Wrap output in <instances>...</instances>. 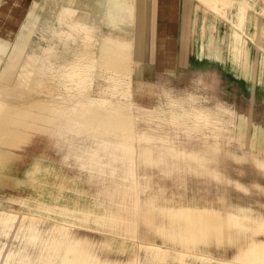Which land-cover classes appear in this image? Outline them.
<instances>
[{"label":"bare ground","instance_id":"obj_1","mask_svg":"<svg viewBox=\"0 0 264 264\" xmlns=\"http://www.w3.org/2000/svg\"><path fill=\"white\" fill-rule=\"evenodd\" d=\"M59 3L57 24L46 20L32 39L33 31L19 30L7 56L9 40L0 38V202L24 209L0 207V264H140L128 251L131 236L160 261L264 264V183L230 178L229 166L209 157L222 152L239 169L249 164L264 175V145L246 147L227 103L197 86L154 88L150 64H133V0L111 1L117 7L104 9L100 33L98 10L87 0ZM198 9V38L208 50L221 25L235 64L254 34V44L264 46V6L254 0H194ZM118 28L127 34L116 35ZM29 41L35 46L24 49ZM62 161L84 169L86 183L64 172ZM231 188L242 193L232 204ZM136 218L139 230L131 228ZM153 220H168L167 235ZM89 223L115 234L90 238L79 230Z\"/></svg>","mask_w":264,"mask_h":264},{"label":"crops","instance_id":"obj_2","mask_svg":"<svg viewBox=\"0 0 264 264\" xmlns=\"http://www.w3.org/2000/svg\"><path fill=\"white\" fill-rule=\"evenodd\" d=\"M59 1L0 0V36H14L15 38L29 9L34 2H37L33 5L34 8L39 6L38 18L31 35L32 39L40 27L47 22L46 20H52L54 17L55 24H57L55 17L60 7ZM78 1L83 2V0ZM94 1L87 0L89 7L94 6L98 10L93 23L96 22L100 27L99 29L96 26L97 33L104 32L106 30L102 21V13L104 9L106 13L107 10L111 12L117 6L111 3L113 0H100V4H94ZM121 11L117 9V15ZM200 13L199 9L197 12L194 10V0L135 1V8L132 12L133 23L129 30L131 29L134 33L141 19L142 24L146 23L141 27L143 29L141 32L144 31L145 36L149 37L147 41L151 83L156 89H160L165 83L170 84L175 90L197 86L199 91L225 101L228 106L225 112L231 114L233 124H236L232 127L237 128V123L240 122V128L244 129L243 135L248 138L253 136V129L254 131L260 129L258 133L256 131L254 133V136H257L255 145H264V46L260 47L258 44L251 43L246 58L239 64L233 63V56L227 44H224L227 36L223 38L222 32H219L225 30L224 25L219 27L218 32L214 31L216 39L214 48L208 50L205 42L202 43V40L198 38L201 31ZM114 33L125 36L127 29L119 30L118 28ZM27 43L24 49H29L30 45L35 46V43L31 41ZM55 48L61 47L57 45ZM131 78L135 80L132 76ZM209 157L213 161H221L220 165L224 161V166L230 168L228 171L230 178L238 177L242 182H246L256 177L264 183V175H260L255 166L253 168L249 164H241L240 169L244 167L242 171L232 158L223 157L222 152L218 156L214 154L213 157L209 154ZM238 170L241 172L238 173ZM250 191L254 192L255 188ZM241 194L238 190L233 191L231 188V204L236 202ZM259 199L263 204V193Z\"/></svg>","mask_w":264,"mask_h":264},{"label":"rangeland","instance_id":"obj_3","mask_svg":"<svg viewBox=\"0 0 264 264\" xmlns=\"http://www.w3.org/2000/svg\"><path fill=\"white\" fill-rule=\"evenodd\" d=\"M135 1L136 0H134V4L131 6L132 7V9H131V13L134 11V8H135ZM254 3H255V5H256V7L257 8H259V9H261V7L262 6H264V0H254ZM34 4H37V2H34L33 3V5ZM37 13V11H34V10H32V8H30L29 9V11H28V14L31 16V13ZM35 13V14H36ZM117 13V12H116ZM28 14L26 15V18H25V20H24V22H23V24L20 26V28H19V30H21V29H24V28H27L28 30H31V31H33V26H34V24H35V20H37V18H38V14L37 15H32L33 16V18H34V20H32L30 23H29V21H30V19H29V16H28ZM258 14V13H257ZM253 18H256V16H258V15H256V13L254 12V13H252V15H251ZM260 16H262V17H264V11H262V12H260L259 13V17ZM29 23V24H28ZM132 23H133V19H132ZM141 24V25H140ZM146 23L145 22H143V24H142V19H141V21H140V23H139V26L137 27V29H135V31H134V39H133V47L131 48V50H133V52H135L134 53V57H133V64L136 62V63H138V62H142V63H145V64H150V61H149V47H148V38L145 36V32L143 31V32H141V30H143V29H141V27H143L144 25H145ZM132 25V24H131ZM19 30H18V33H17V35L15 36V40H14V36H10V37H5V36H0V38H3V39H7V40H9V42H8V47H7V50H6V56L8 55V53H10L11 52V47L14 45V44H16L17 43V38H18V36H19V34H20V32H19ZM33 34V32L31 33V35ZM31 37V36H30ZM258 37L259 36H256L255 34H254V37H253V42L254 43H256L257 41L256 40H258ZM13 41V42H12ZM16 42V43H15ZM260 47H262L261 45H259ZM10 47V48H9ZM10 49V50H9ZM22 55V54H21ZM138 56L140 57V58H138ZM5 58V57H4ZM3 58V59H4ZM5 60V59H4ZM2 66H3V64H1L0 65V69H2ZM150 71V70H149ZM151 79V78H150ZM121 99L122 98H127V97H124V96H121L120 97ZM147 98H148V96H147ZM129 99H131V100H134V101H136L134 98H132V95H130V97H129ZM151 100V99H150ZM151 102V101H150ZM148 105H150V107H151V104L149 103ZM256 131V130H255ZM255 131H254V129H253V132L255 133ZM254 133L252 134L253 136L251 137V139H249V138H244L245 139V144L244 145H246V146H249V145H247L248 143L247 142H249V141H255V140H257V136H254ZM263 141V140H262ZM260 148L259 149H261L262 148V145L261 146H259ZM53 156H55L54 154H53ZM30 160L31 159H29L28 160V163H30ZM63 162V161H62ZM61 162V163H62ZM68 162V161H67ZM70 163V162H69ZM72 164V168L71 167H69L70 165L68 164V165H66V163L65 162H63L62 163V170L64 171V172H66V173H69V174H80V177H81V179H83V182L84 183H86L84 180H85V178H86V173H85V170L84 169H80V168H78L77 166H76V164H74V163H71ZM136 164H138V162L136 161ZM22 173V172H21ZM92 183H94V182H92ZM86 186V185H85ZM95 185H91L90 183H89V185L87 186L88 187V189H89V191H88V193L89 194H94L95 193V187H94ZM7 190V189H6ZM134 194H136V193H134ZM191 194L192 193H189L188 195L189 196H191ZM1 195V194H0ZM86 198V197H85ZM87 199V198H86ZM1 204H0V207L1 208H5V209H13V210H16V211H22V210H24L23 209V207H21L20 205H18L17 203L16 204H11V203H7V202H0ZM12 205H15L14 207H12ZM152 213V212H151ZM153 214V216L156 214L155 212H153L152 213ZM56 217H58L57 216V214L54 212V213H52V214H50V216H43V219H44V222L45 223H47L48 221H52V219H56ZM58 219V218H57ZM196 221H197V219L195 220V223H196ZM215 221L216 222H218L217 221V219H215ZM140 222V219L138 220L137 218L135 219V223L132 225V229L133 230H135V228L137 229L138 228V230H139V223ZM212 222V221H211ZM89 225V226H88ZM88 225H79V230L80 231H82V232H85V233H88V235L90 236V238H93V239H95V238H98V237H100V235L101 234H111V235H113V234H115V233H112V232H109L108 230H104V228H103V230H100L99 228H102V227H105V226H100V225H95V224H91V223H89ZM170 225L171 224H169L168 223V220H153V222L151 223V227H154L155 229L157 228V229H159V228H163V231L161 230V235L163 234V235H167V233H168V229H169V227H170ZM197 226L199 225V224H196ZM196 226V227H197ZM195 227V228H196ZM214 227H217V225H214V226H209V236L211 235V234H214V233H217V231H218V229H216V228H214ZM77 228V227H76ZM165 228V229H164ZM223 229V228H222ZM227 231H230V230H227ZM214 232V233H213ZM224 232H226V231H224ZM230 232H232V230L230 231ZM131 238L133 239V240H129V239H127V241H128V251H129V253H135V255H137V257L138 258H140L141 260H140V264H198V261H194V260H196V259H194L192 256H188L187 258H186V261L185 262H179V261H177L176 259H172L170 256H168L165 260H162V261H160L159 259H156V258H153L152 256H148L147 254H146V251L143 249V248H140V246H138V240H137V238H136V236H131ZM30 250H31V252H34V254L37 252L36 250V246L35 245H33V246H31L30 245V248H29ZM230 253H232L233 251H234V244H233V242H231V244H230ZM122 253V252H121ZM123 253H125V251L123 252ZM121 254V257L122 258H124L125 256H127V255H129L128 253L127 254ZM110 255H113L112 253H110ZM139 264V263H138Z\"/></svg>","mask_w":264,"mask_h":264}]
</instances>
